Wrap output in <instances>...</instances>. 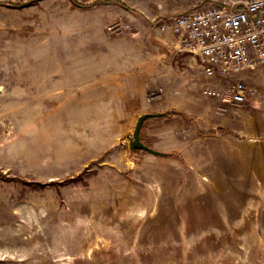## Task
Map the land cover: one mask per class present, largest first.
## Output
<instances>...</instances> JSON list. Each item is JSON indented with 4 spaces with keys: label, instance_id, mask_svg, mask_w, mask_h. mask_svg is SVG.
<instances>
[{
    "label": "rangeland",
    "instance_id": "1",
    "mask_svg": "<svg viewBox=\"0 0 264 264\" xmlns=\"http://www.w3.org/2000/svg\"><path fill=\"white\" fill-rule=\"evenodd\" d=\"M122 1L138 13L0 5V264H264V68L244 104L207 96L176 36L147 21L199 0ZM190 96L221 101L227 132L193 128L191 148L180 117L149 118L143 142L166 132L168 155L134 153L137 118Z\"/></svg>",
    "mask_w": 264,
    "mask_h": 264
},
{
    "label": "built area",
    "instance_id": "2",
    "mask_svg": "<svg viewBox=\"0 0 264 264\" xmlns=\"http://www.w3.org/2000/svg\"><path fill=\"white\" fill-rule=\"evenodd\" d=\"M154 26L176 36L180 50L210 79L203 94L246 103L249 77L264 68V0H199Z\"/></svg>",
    "mask_w": 264,
    "mask_h": 264
},
{
    "label": "crops",
    "instance_id": "3",
    "mask_svg": "<svg viewBox=\"0 0 264 264\" xmlns=\"http://www.w3.org/2000/svg\"><path fill=\"white\" fill-rule=\"evenodd\" d=\"M207 78L201 73L198 77V79H194L192 83H194V85H198L201 87H204V82ZM191 99L189 100V102L186 105H180L178 107H174L175 109L181 110L184 112L185 116H173V117H167V118H178L180 117L182 123L184 124V128L189 130V133L187 135H185V143H187V145L189 147L192 148V146L194 145L193 143L196 142H201L200 140H198L197 138H195L193 136V134L191 133L192 129L194 128L196 131L197 130H209L210 131H214L210 135V137H214L216 136V131L218 129H220L221 127H218L220 122V106L218 104H220L221 101L219 102H214L210 105H207L205 103V101L200 100L199 97L195 96L192 97L190 96ZM171 110V109H170ZM168 111L167 109H151L148 112H166ZM142 130V129H141ZM166 132L162 131V130H152L150 133V136L153 138L155 137V140L153 142V148L163 151V152H167V150L165 149L166 147V142L164 141V139L162 138L163 136H165ZM193 136L192 138H189ZM198 136V135H197ZM201 137V135H200ZM194 147V146H193ZM199 148H194L192 151L188 150V154H191L193 151H196L197 153L199 152ZM185 154H186V150ZM183 151V152H184ZM168 153V152H167ZM210 155V154H209ZM186 156V155H185Z\"/></svg>",
    "mask_w": 264,
    "mask_h": 264
},
{
    "label": "trees",
    "instance_id": "4",
    "mask_svg": "<svg viewBox=\"0 0 264 264\" xmlns=\"http://www.w3.org/2000/svg\"><path fill=\"white\" fill-rule=\"evenodd\" d=\"M36 1H39V0H27L23 3H20V2H12V1H0V5L2 6H7V7H12V8H18V7H23V6H27V5H30ZM75 6L77 7H80V8H87V7H90L92 6L94 3H118L128 9H130L132 12H136L138 13L135 9L133 8H130L125 2H123L122 0H97L95 2H91V3H83V2H80L79 0H70ZM160 18H157L156 20L150 22L149 20L148 23L149 25H154V23L156 21H158ZM177 115H180V116H185L184 112L181 111V110H178V109H171V110H168L166 111V114L164 117H173V116H177ZM220 130L222 131H226L224 130L223 128H220ZM214 131H208L207 133L208 134H211L213 133ZM227 132V131H226ZM141 139L143 140V138L141 137ZM134 153H144L145 151L143 150H133ZM0 176H2L3 178H9V177H6V176H3V174H1L0 172ZM9 179H12V178H9ZM14 180H18V181H22V182H25V183H28V184H41L42 182L41 181H38V180H30V181H26L24 180L22 177H14L13 178ZM51 183H54V182H51ZM50 183V184H51Z\"/></svg>",
    "mask_w": 264,
    "mask_h": 264
},
{
    "label": "water",
    "instance_id": "5",
    "mask_svg": "<svg viewBox=\"0 0 264 264\" xmlns=\"http://www.w3.org/2000/svg\"><path fill=\"white\" fill-rule=\"evenodd\" d=\"M166 112H147L141 114L136 121L132 135L129 136V146L132 150H143L156 156H167V152L157 150L148 144L144 143L141 139V129L145 121L149 118L164 117Z\"/></svg>",
    "mask_w": 264,
    "mask_h": 264
},
{
    "label": "bare ground",
    "instance_id": "6",
    "mask_svg": "<svg viewBox=\"0 0 264 264\" xmlns=\"http://www.w3.org/2000/svg\"><path fill=\"white\" fill-rule=\"evenodd\" d=\"M2 87L0 86V89H1Z\"/></svg>",
    "mask_w": 264,
    "mask_h": 264
}]
</instances>
